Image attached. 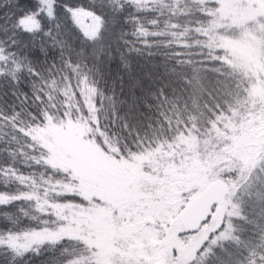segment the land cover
Here are the masks:
<instances>
[{"label":"snow or ice","instance_id":"snow-or-ice-1","mask_svg":"<svg viewBox=\"0 0 264 264\" xmlns=\"http://www.w3.org/2000/svg\"><path fill=\"white\" fill-rule=\"evenodd\" d=\"M0 186V264H264V0H0Z\"/></svg>","mask_w":264,"mask_h":264},{"label":"trees","instance_id":"trees-1","mask_svg":"<svg viewBox=\"0 0 264 264\" xmlns=\"http://www.w3.org/2000/svg\"><path fill=\"white\" fill-rule=\"evenodd\" d=\"M73 2H76V0H73ZM81 2H86V0H81ZM29 88L26 86L25 91H28ZM146 129H137V131H145ZM4 190L3 186H0V191ZM0 211H8L9 213L14 211V206H9L7 209H0ZM25 223L27 221H24ZM6 222L0 218V227H3ZM55 255V253L50 251H45L41 255L33 256L31 260L29 261V264H46V262L49 261V259Z\"/></svg>","mask_w":264,"mask_h":264}]
</instances>
